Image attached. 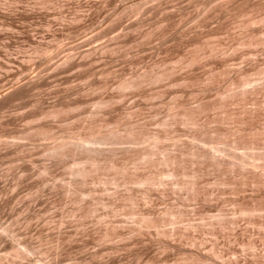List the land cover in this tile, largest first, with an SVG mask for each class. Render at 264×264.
Returning <instances> with one entry per match:
<instances>
[{
	"label": "rangeland",
	"instance_id": "obj_1",
	"mask_svg": "<svg viewBox=\"0 0 264 264\" xmlns=\"http://www.w3.org/2000/svg\"><path fill=\"white\" fill-rule=\"evenodd\" d=\"M0 264H264V0H0Z\"/></svg>",
	"mask_w": 264,
	"mask_h": 264
},
{
	"label": "bare ground",
	"instance_id": "obj_2",
	"mask_svg": "<svg viewBox=\"0 0 264 264\" xmlns=\"http://www.w3.org/2000/svg\"><path fill=\"white\" fill-rule=\"evenodd\" d=\"M189 115V114H188Z\"/></svg>",
	"mask_w": 264,
	"mask_h": 264
}]
</instances>
